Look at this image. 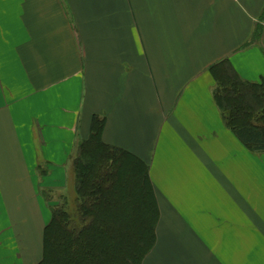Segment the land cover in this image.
<instances>
[{"label": "crops", "instance_id": "1", "mask_svg": "<svg viewBox=\"0 0 264 264\" xmlns=\"http://www.w3.org/2000/svg\"><path fill=\"white\" fill-rule=\"evenodd\" d=\"M223 61L264 82V0H0V264L40 262L95 116L149 169L142 264H264V153L223 123Z\"/></svg>", "mask_w": 264, "mask_h": 264}, {"label": "trees", "instance_id": "2", "mask_svg": "<svg viewBox=\"0 0 264 264\" xmlns=\"http://www.w3.org/2000/svg\"><path fill=\"white\" fill-rule=\"evenodd\" d=\"M211 72L225 127L250 152L264 153V82L242 81L227 61ZM102 128L95 116L90 136L77 145L75 209L51 207L37 264H142L155 244L158 210L148 166L103 143Z\"/></svg>", "mask_w": 264, "mask_h": 264}, {"label": "rangeland", "instance_id": "3", "mask_svg": "<svg viewBox=\"0 0 264 264\" xmlns=\"http://www.w3.org/2000/svg\"><path fill=\"white\" fill-rule=\"evenodd\" d=\"M47 199L50 201V203L53 204L54 207L62 205L63 208H65L68 212L74 211L75 209V201H74L75 200V190H74V173H73L72 166H71V171L69 172V179L67 182L66 189L58 193L54 192L51 194H47Z\"/></svg>", "mask_w": 264, "mask_h": 264}]
</instances>
